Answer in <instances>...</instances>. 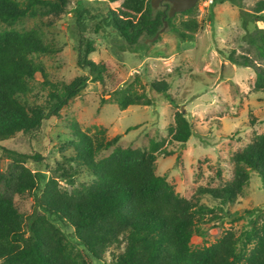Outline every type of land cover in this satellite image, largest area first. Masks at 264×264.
<instances>
[{
	"label": "trees",
	"instance_id": "16d2710c",
	"mask_svg": "<svg viewBox=\"0 0 264 264\" xmlns=\"http://www.w3.org/2000/svg\"><path fill=\"white\" fill-rule=\"evenodd\" d=\"M97 1L106 7L107 23L127 44H135L143 34L154 36L164 20L169 30L183 41L193 39L198 30L193 15L195 7L169 17L168 2L163 12H155L151 0ZM229 1L240 8L243 4V0ZM112 2L120 3L114 9L108 8ZM68 10V0H0V22L8 27L0 30V141L19 132L35 131L44 119L58 116L60 109L84 85L83 75L68 83L48 80L43 64L35 60V56L53 51L45 42L44 33L39 27L24 30L13 27L26 16L55 18ZM252 13L264 24V0L256 2ZM177 14L187 17L179 25L175 24ZM245 40L264 60V27L246 32ZM79 45L78 64L87 68L91 79L105 89L106 77L112 76L109 65L88 58L95 50L91 40L80 39ZM234 54L231 51L227 59L254 69L252 90L264 92V68L248 55ZM36 73L42 75L48 91L43 102L29 103ZM168 88L164 80L150 82L152 92L170 96ZM117 103L125 109L129 105H150L151 98L144 91L138 93L127 88L121 91ZM72 128L75 139L72 159L92 179L71 190L60 188L59 181L73 184L77 170L70 172L63 168L56 176L47 177L26 165L31 156L6 150L10 162L0 174V264H92L93 260L106 261V254L110 257L108 264H264V207L244 210L251 219L249 228L240 234L227 229L215 242L193 248L192 236H203L201 225L223 216L200 202L199 197L182 196L165 175L156 173L157 152L170 154L160 149L162 141H152L148 148L121 147L115 145L120 135L106 139L102 128H97L94 134L82 131L77 123H72ZM168 132L171 140L184 143L192 134V126L181 111H176ZM110 146L113 148L106 156L96 158ZM230 162L232 179L219 187H200V195L208 193L222 205L233 204L248 184L251 170L260 176L264 187V133L254 135L231 156ZM40 189L41 195L37 197ZM31 192L41 212L25 216L16 197ZM219 209L223 211L221 206ZM48 216L72 227L82 248L72 245ZM225 216L237 220L243 214L226 211Z\"/></svg>",
	"mask_w": 264,
	"mask_h": 264
},
{
	"label": "rangeland",
	"instance_id": "374dc122",
	"mask_svg": "<svg viewBox=\"0 0 264 264\" xmlns=\"http://www.w3.org/2000/svg\"><path fill=\"white\" fill-rule=\"evenodd\" d=\"M257 1L243 0L240 8L229 0H215L209 6L198 0L193 12L198 30L193 39L186 41L166 26L153 40H148L153 36L143 34L135 44H127L107 23L106 7L97 0H68V12L59 17L26 16L16 22L13 27L19 30L39 27L45 42L52 47V52L35 56V60L43 64L48 80L68 83L83 75L86 81L60 109L58 116L44 119L35 131L19 132L0 141V174L9 165L6 154L9 149L31 156L26 165L47 177L56 176L63 168L70 172L77 170L73 174V184L59 181L64 190L90 182L92 175L72 159L75 153L72 123H77L89 134L102 128L106 139L120 135L115 145L121 147L148 148L152 141H162L160 149L170 154L157 152L156 173L165 175L182 196L199 197L200 202L223 216L201 225L203 236L194 234L191 246L213 243L227 229L237 234L245 231L251 216L244 210L264 207V187L255 171H250L248 184L233 204L222 205L218 198L208 193L200 195L198 189L215 188L229 182L233 176L231 156L254 135L264 133V92L252 90L255 70L227 59L234 51L235 56L248 55L264 68V60L245 40L246 32L264 27L252 15ZM154 2L157 4L152 7L154 11L163 12L165 0ZM119 3H109L108 8L114 9ZM186 18L177 14L175 24L179 25ZM4 28H8L7 25L0 22V30ZM80 39L93 42L95 50L89 53V59L109 65L112 76L106 77L105 89L91 79L87 68L78 64ZM151 80L166 81L170 96L152 92ZM31 83L33 91L28 95L29 103L43 102L48 91L44 87L48 85L43 84L42 75L36 73ZM127 88L138 93L144 91L151 98V104L121 109L117 97ZM176 111H183L192 126V134L184 143L171 140L168 132V127L174 124ZM113 146L102 150L96 158L106 156ZM43 184L41 181V188ZM36 194L40 196L41 189ZM16 203L25 216L41 212L32 192L16 197ZM226 211L243 216L233 220L225 216ZM48 218L60 227L72 245L82 248L75 240L72 227L52 216ZM105 258L104 262L93 260L92 264H108L109 255Z\"/></svg>",
	"mask_w": 264,
	"mask_h": 264
},
{
	"label": "water",
	"instance_id": "95a60500",
	"mask_svg": "<svg viewBox=\"0 0 264 264\" xmlns=\"http://www.w3.org/2000/svg\"><path fill=\"white\" fill-rule=\"evenodd\" d=\"M165 1L170 3V6L168 7L169 17L173 16L175 13L183 12L187 9L194 7L196 3L198 2V0H165ZM151 5L153 8L157 6L154 0H151ZM166 26H167V22L166 20H164L163 26L158 30V32L151 39H148V40L155 39L158 36L159 32L163 31Z\"/></svg>",
	"mask_w": 264,
	"mask_h": 264
},
{
	"label": "built area",
	"instance_id": "2783aa9c",
	"mask_svg": "<svg viewBox=\"0 0 264 264\" xmlns=\"http://www.w3.org/2000/svg\"><path fill=\"white\" fill-rule=\"evenodd\" d=\"M202 2L204 5L209 6L214 2V0H202Z\"/></svg>",
	"mask_w": 264,
	"mask_h": 264
},
{
	"label": "flooded vegetation",
	"instance_id": "af4514ba",
	"mask_svg": "<svg viewBox=\"0 0 264 264\" xmlns=\"http://www.w3.org/2000/svg\"><path fill=\"white\" fill-rule=\"evenodd\" d=\"M165 2H167V1H165Z\"/></svg>",
	"mask_w": 264,
	"mask_h": 264
}]
</instances>
